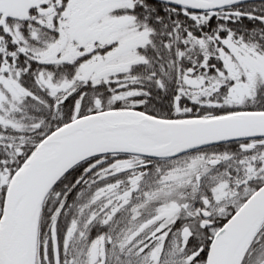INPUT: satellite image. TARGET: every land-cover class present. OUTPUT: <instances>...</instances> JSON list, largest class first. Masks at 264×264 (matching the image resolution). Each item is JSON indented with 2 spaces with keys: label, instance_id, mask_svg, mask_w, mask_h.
<instances>
[{
  "label": "snow or ice",
  "instance_id": "6c2138e0",
  "mask_svg": "<svg viewBox=\"0 0 264 264\" xmlns=\"http://www.w3.org/2000/svg\"><path fill=\"white\" fill-rule=\"evenodd\" d=\"M0 264H264V0H0Z\"/></svg>",
  "mask_w": 264,
  "mask_h": 264
}]
</instances>
